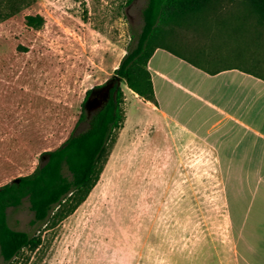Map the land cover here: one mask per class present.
Here are the masks:
<instances>
[{
	"label": "rangeland",
	"instance_id": "rangeland-1",
	"mask_svg": "<svg viewBox=\"0 0 264 264\" xmlns=\"http://www.w3.org/2000/svg\"><path fill=\"white\" fill-rule=\"evenodd\" d=\"M145 3L29 0L0 18V185L30 174L43 152L87 128L88 93L116 76ZM29 14L43 18L38 31L24 26ZM232 29L211 51L232 54L221 63L252 68L248 56L260 44ZM119 89L122 128L85 202L50 228L31 224L27 201L7 210L12 229L41 238L37 250L24 251L26 264H244L218 166L194 142L165 140L153 111L125 82Z\"/></svg>",
	"mask_w": 264,
	"mask_h": 264
},
{
	"label": "trees",
	"instance_id": "trees-1",
	"mask_svg": "<svg viewBox=\"0 0 264 264\" xmlns=\"http://www.w3.org/2000/svg\"><path fill=\"white\" fill-rule=\"evenodd\" d=\"M29 0H0V18L17 12L16 6ZM132 0H125L130 5ZM23 24L29 31L43 26L39 15H25ZM142 27L135 44L121 59L116 76L140 100L157 107L147 63L156 49H164L207 73L214 74L228 65L222 58L230 52L211 51L212 40L223 38L224 31L249 34L253 46L244 67L264 79V0H146L141 11ZM207 40L208 45L192 46L187 35ZM214 42V41H213ZM256 51V52H255ZM255 52V53H254ZM254 53V57L252 54ZM231 64V63H230ZM122 94L110 99L88 120L87 128L70 134L58 147L43 152L46 160L30 174L15 176L0 185V257L4 264H26L24 251L34 252L41 244L39 235L12 229L7 210L18 209L24 201L32 213V225L54 227L72 215L85 202L99 181L108 160L116 132L122 128L124 113ZM80 119H84L83 109Z\"/></svg>",
	"mask_w": 264,
	"mask_h": 264
},
{
	"label": "crops",
	"instance_id": "crops-1",
	"mask_svg": "<svg viewBox=\"0 0 264 264\" xmlns=\"http://www.w3.org/2000/svg\"><path fill=\"white\" fill-rule=\"evenodd\" d=\"M207 73L164 49L147 69L165 140L194 142L218 166L244 264H264V79L235 63Z\"/></svg>",
	"mask_w": 264,
	"mask_h": 264
},
{
	"label": "flooded vegetation",
	"instance_id": "flooded-vegetation-1",
	"mask_svg": "<svg viewBox=\"0 0 264 264\" xmlns=\"http://www.w3.org/2000/svg\"><path fill=\"white\" fill-rule=\"evenodd\" d=\"M118 83L119 78L113 76L104 84V86L91 90L88 93L89 98L86 104L87 112L93 115L102 109L110 99L115 100L120 91Z\"/></svg>",
	"mask_w": 264,
	"mask_h": 264
},
{
	"label": "water",
	"instance_id": "water-1",
	"mask_svg": "<svg viewBox=\"0 0 264 264\" xmlns=\"http://www.w3.org/2000/svg\"><path fill=\"white\" fill-rule=\"evenodd\" d=\"M121 84V81L119 80V83H118V85H120Z\"/></svg>",
	"mask_w": 264,
	"mask_h": 264
}]
</instances>
